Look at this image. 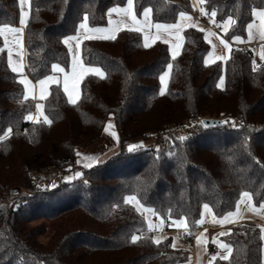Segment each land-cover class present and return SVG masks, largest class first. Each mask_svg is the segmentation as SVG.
<instances>
[{
  "label": "trees",
  "instance_id": "16d2710c",
  "mask_svg": "<svg viewBox=\"0 0 264 264\" xmlns=\"http://www.w3.org/2000/svg\"><path fill=\"white\" fill-rule=\"evenodd\" d=\"M126 3L29 0L27 76L38 81L53 72V64L68 70L64 40L76 34L84 16L90 27H104L108 10ZM196 7L208 17L215 11V22L231 16L224 33L231 39L246 36L253 10H264V0H133L137 17L148 8L152 21L164 24ZM19 21V0H0V26ZM182 33L175 57L163 41L145 46L132 28L119 29L115 39H83L82 61L103 75H85L75 103L60 83L51 84L43 100L51 123L26 119L35 100L9 66L0 36V264H181L187 252L171 248L170 238L157 244L135 202L166 223L184 218L191 232L201 228L205 204L222 217L244 192L255 205L264 203V43L258 57L233 47L226 60L206 63L203 32L188 25ZM109 117L118 150L91 168L77 165V153L99 140ZM203 118L220 122L205 126ZM51 169L81 175L41 187L36 175ZM130 196L136 199L126 201ZM133 235L139 237L135 243ZM262 237L253 221L229 225L220 238L230 255L212 264H264Z\"/></svg>",
  "mask_w": 264,
  "mask_h": 264
},
{
  "label": "crops",
  "instance_id": "0c3cea01",
  "mask_svg": "<svg viewBox=\"0 0 264 264\" xmlns=\"http://www.w3.org/2000/svg\"><path fill=\"white\" fill-rule=\"evenodd\" d=\"M114 8L120 9V11H116V12L111 11ZM126 8H127V3L124 6L111 7L107 12L108 21L104 27H90L88 25L89 28L93 30L97 28L101 29V31L99 32L94 31L90 33L89 35L91 36V38L110 37L113 36L121 28H132L141 32L142 40L144 44L150 45L157 40L165 42L168 45L171 56H173L172 49L177 44L180 45L177 54L181 50V46L183 42V33H182L183 29L188 25H193L203 32L204 38L209 44V50L205 56V62L207 61V63L226 60L229 57L231 49L233 47H246L253 52L255 57H258L260 52V46L264 43V38L261 37L260 19L257 15H254V10L256 12H259L263 10L261 8H256L253 10L254 17L248 23V24H252L253 28L249 30L247 24L246 36L245 37L239 36L240 37L239 41L235 40L236 36H233L231 39H227L225 37L224 33L229 26L228 25L227 28H225V24L227 23V20H225L224 22H215L212 17L206 16V21L203 22L195 21L193 20L190 12H184L185 15L183 18L179 15L177 20L171 24V25H182L180 27L179 32L177 33L175 29H172L170 32H167L163 29L161 30L156 29L155 27L156 24H164V23L153 22L151 19L150 10L147 19L151 26H148L145 25L144 23L145 20L144 11L141 13L140 17H137L134 13L133 7L131 9L130 14H126L124 12V9ZM25 12L29 14V8L27 11L25 10ZM132 16L136 17V23L132 21L131 19ZM27 18L28 15L25 17V23L27 21ZM211 22H215L220 27L221 30L215 31L214 29H212L209 26V23ZM164 25H168V24H164ZM0 28L4 29L3 33L0 34V36L2 37L4 46L7 50L8 63H9V55H11V64L9 63V66L11 67V69L15 66H19L20 70L17 73L21 74V79H26L28 81L27 87L24 85L26 94L31 96L35 100L33 113H30L31 116L35 114L44 116L43 100L49 94V87L51 84L60 83L63 91L67 96V99L70 101L69 95L71 94L73 99H75L76 101L80 96V88L78 85H80L82 78L89 73L97 74L96 72L87 71L88 69H93V67L86 65L80 57V43L83 39H85L83 36H81L79 42L70 41L68 44H66L71 56V62L68 70H64L59 66V68L63 69V71L53 70V72L47 75L46 77L38 81H32L25 72L26 71L25 49H24V40H23L24 25H21L19 22V24L13 26L1 25ZM9 28H17V29H21V31L13 33L8 31ZM76 35H78V29L76 34L72 36H76ZM178 36L180 37L179 39ZM15 37L17 38L19 37L18 39L20 43H17L15 47L11 48V46L13 45L12 42L14 41ZM145 37H148L147 41L145 40ZM221 41L226 42L229 45V47L225 48L224 44H222ZM77 43H78V47H77ZM210 53L211 55H209ZM220 56H224L226 57V59H218L217 57ZM74 63L78 65V67H76L75 70L73 67ZM81 68L85 70L82 73L80 71ZM94 68H98V67H94ZM48 77H54V79L48 80L47 79ZM42 80H46L47 82L42 85L40 83V81ZM108 135H109V131L105 124L99 140L91 144L86 151L77 153V157H76L77 165L85 167L86 164L93 163L92 164L93 166L99 162V161L95 162L97 159L106 160L111 153L113 154L114 152H116L119 148L118 135H117V139L114 138L110 139L111 136L109 137ZM135 204L137 208L141 210V212H143L144 215L146 214V212H149L150 222L148 223L147 219L145 218L147 223V232L154 241H156L157 239L162 241L166 238H170L171 248L182 252L183 251L187 252L188 261L181 264H212L214 261L213 257L214 255L217 254V247H216V253L214 255L207 254V244L212 243L211 238L216 235L220 236L221 233L225 231L229 225L239 223L242 221H253L262 227L263 237H262L261 256L262 259L264 260V207H262L264 203L255 205L251 201V198L250 200H243L242 198H240L235 209L232 212L227 213L222 217H217L212 222L213 223L212 225H208L206 221H203V223L201 224V228L196 232H192L194 236V245L191 251L185 246V244L177 237L175 233V227L188 229L184 218L174 220V226L169 227L167 223L164 222L163 220L162 223H160L161 218L156 217L150 210L142 207V205H140L137 202H135ZM215 258H217V256H215Z\"/></svg>",
  "mask_w": 264,
  "mask_h": 264
},
{
  "label": "snow or ice",
  "instance_id": "6c2138e0",
  "mask_svg": "<svg viewBox=\"0 0 264 264\" xmlns=\"http://www.w3.org/2000/svg\"><path fill=\"white\" fill-rule=\"evenodd\" d=\"M26 2H27V0H19V3H20L21 5H24ZM132 7H133V0H127V8L124 9V12H125L126 14H130V13H131V9H132ZM111 11L116 12V11H120V9L114 8V9H112ZM202 11H203V10H202ZM148 14H149V9H145V10H144V16H145L144 23H145V25L151 26L150 23H149V21H148V19H147V18H148ZM27 15H28L27 12L21 11V14H20V21H19L21 25H24V24H25V17H26ZM184 15H185V14H184L183 12L180 13V16H181L182 18L184 17ZM211 15H212V17H215V16H216V12L213 11ZM254 15H257V16L259 17V19H260L261 37L264 38V10L259 11V12H256V11L254 10ZM131 19H132V21H133L134 23H136V17H135V16H132ZM232 23H233V21H232V17L229 16L228 19H227V23L225 24V28H227V26L230 25V24H232ZM181 26H182V25H171V24H168V25H164V24H156V25H155V27H156L157 30H161V29H163V30H165V31H167V32H170L172 29H175L177 33L179 32ZM248 28H249V30H251V29L253 28V25H252V24H248ZM3 31H4V29L0 28V34H2ZM8 31L15 33V32H19V31H21V29H17V28H9ZM94 31H95V32H99V31H101V29H99V28L94 29V30H93V29H90L89 26H88V16L85 15L83 21L79 24L78 35H76V36H69V37H66L65 40H64V43H65V44H68L70 41H77V42H79L81 36H83L84 38H91V36H90L89 34L92 33V32H94ZM110 38H111V39H115V36L113 35V36H111ZM179 38H180V37L178 36V39H179ZM250 38H251V37H250ZM147 39H148V37H145V40H146V41H147ZM235 40L239 41V40H240V37H239V36H236V37H235ZM221 43L224 44V47H225V48H228V47H229V45H228L226 42L221 41ZM145 46H147V44H145ZM77 47H78V43H77ZM179 47H180V45L177 44V45L172 49V55H173V57L176 56ZM209 55H211V53H210ZM261 57L264 58V51L261 52ZM217 58H218V59H226V57H224V56H220V57H217ZM9 63L11 64V55H9ZM206 63H207V61H206ZM73 67H74V70H75L76 67H78V65H77L76 63H74V66H73ZM171 67H172V65L169 64V65H168V68L170 69ZM52 68H53V70H56V71H63V69H60V68H59V65H57V64H53V65H52ZM12 70H13L14 72H18V71L20 70V68H19V66H15V67L12 68ZM80 71H81V73H82V72L85 71V70H84L83 68H81ZM87 71L96 72L97 74H99V75H101V76L103 75V73L100 72V70H99L98 68L88 69ZM167 76H168V72H165L163 75L160 76V81H161L162 84L165 82ZM47 79H48V80H52V79H54V77H48ZM46 82H47L46 80H42V81H40V83H41L42 85L45 84ZM20 83L24 84V85L27 87L28 81H27L26 79H21V80H20ZM222 83H223V78H221V85H222ZM42 91H43V90H42ZM161 93L163 94V89H161ZM69 99H70V101H71L72 103H75V102H76L75 99H73V97H72L71 94L69 95ZM38 107H39V106H38ZM26 119H27V120H32V116L29 115V116L26 117ZM44 120H45L46 123H51V121L48 120L47 116L44 117ZM201 123H203V124H205V125L207 126V124H208L209 122H204V121H202ZM224 123H228V121H224ZM110 126H111V125H110ZM5 135H7V133H5ZM112 135L115 136V133H112ZM3 138H4L3 136H0V140H2ZM180 139L183 140V139H185V138H184V137H180ZM89 159H90V158H89ZM85 167H89V168H91V167H92V163H88V164H86ZM80 175H81V173H79V172L76 173V176H80ZM68 179H71V177L68 178ZM241 198H242L243 200H250V194H249L248 192H244V193H242ZM135 199H136L135 197H131V196H130V197H127V198H126V201H133V200H135ZM137 203H138V202H137ZM262 207H264V205H262ZM204 209L210 211V209L208 208V205H207V204L204 205ZM138 210H139V209H138ZM150 227H151V225H150ZM138 239H139V237L136 236V235H133V236L131 237V240H132L133 243H135ZM155 242H156L157 244H159V243H160V240L157 239ZM221 247L224 248L225 250H227V252H229V253L231 252V248H230L229 245H227V244H221ZM213 259H215V257H213ZM222 259H225V260H226V259H228V256L225 255V256L222 257Z\"/></svg>",
  "mask_w": 264,
  "mask_h": 264
},
{
  "label": "rangeland",
  "instance_id": "374dc122",
  "mask_svg": "<svg viewBox=\"0 0 264 264\" xmlns=\"http://www.w3.org/2000/svg\"><path fill=\"white\" fill-rule=\"evenodd\" d=\"M195 2V1H194ZM28 4H29V0H27V2L24 4V5H21L20 3H19V10H20V14H21V11H24L25 12V10L27 11L28 10V8H29V6H28ZM107 27V26H106ZM107 29V28H106ZM19 38V37H18ZM17 37H15V39H14V41L12 42L13 43V45L11 46V48H13V47H15L16 46V44L17 43H20V41H19V39H18ZM15 54H16V52H15ZM88 66H90V65H88ZM93 68L94 67H96V66H92ZM165 72H168V70H166ZM164 72V73H165ZM163 73V74H164ZM162 74V75H163ZM167 79H168V76L166 77V80H165V82L162 84L161 83V89H165V87H166V83H167ZM79 86V85H78ZM111 125V126H110ZM106 126H107V129H108V131H109V137H110V139L111 138H114V139H117V133H116V130H115V128H114V125H113V121H112V117L111 118H108V120H107V123H106ZM186 131V127H183V128H181V130H179V133H184ZM112 133H115V136L114 135H112ZM148 140V142L150 141V142H154V140L156 139V137H154V136H149L148 138H147ZM140 144L142 143L141 141L139 142ZM138 143V144H139ZM134 143H132V144H130L131 146L133 145ZM87 149H84V150H82V151H79V152H83V151H86ZM78 152V153H79ZM112 154V153H111ZM110 154V155H111ZM105 159H97L95 162H98V163H100V162H102V161H104ZM97 163V164H98ZM76 164H77V162H76ZM93 164V163H92ZM75 175L76 174H74L70 169H65V170H63V171H61V170H58V169H51V170H45V171H43V172H41V173H39V174H37L36 175V181H37V183L41 186V187H47V188H50V187H53V186H55L59 181H68V180H70V179H68V178H70L71 177V179L72 178H74L75 177ZM4 197V199H5V201H6V203L8 204V202H10V197L9 196H7V195H4L3 196ZM209 208V207H208ZM210 209V208H209ZM144 217L147 219V222L149 223L150 222V220H149V218H150V214H149V212H146V214L144 215ZM217 217H215L214 215H213V213L211 212V210L210 211H208V210H205L204 209V206H203V208H202V212H201V217H200V220H199V224L201 225L202 223H203V221H206V223L208 224V225H212L213 223V221L216 219ZM145 219V220H146ZM160 223H162V219H160ZM40 240H42V241H45V237L44 236H41L40 237ZM211 242L213 243V244H215L216 245V247H217V254L216 255H214V257L215 256H217V258H222L223 256H225V255H227V256H229L230 255V253L229 252H227V250H225L224 248H222L221 247V244H227L225 241H223L221 238H220V236L219 235H216V236H213L212 238H211ZM228 245V244H227Z\"/></svg>",
  "mask_w": 264,
  "mask_h": 264
},
{
  "label": "built area",
  "instance_id": "2783aa9c",
  "mask_svg": "<svg viewBox=\"0 0 264 264\" xmlns=\"http://www.w3.org/2000/svg\"><path fill=\"white\" fill-rule=\"evenodd\" d=\"M192 18L195 21H206V14H204L203 12H201L197 7L196 10L191 12ZM209 26L214 29L215 31H220V27L215 23V22H211L209 23ZM33 113V112H32ZM30 121H34V122H41V123H46L44 120V116L39 115V114H35L32 116V120ZM200 121V120H199ZM27 127H24L23 130H26ZM151 148L154 149V146H151ZM167 225L169 227H173L174 226V221L173 220H169L167 221ZM175 233L177 235V237L185 244V246L191 251L194 245V236L192 234V232L188 229H182V228H177L175 227ZM216 253V245L213 243H209L207 244V254L208 255H214Z\"/></svg>",
  "mask_w": 264,
  "mask_h": 264
},
{
  "label": "water",
  "instance_id": "95a60500",
  "mask_svg": "<svg viewBox=\"0 0 264 264\" xmlns=\"http://www.w3.org/2000/svg\"><path fill=\"white\" fill-rule=\"evenodd\" d=\"M202 121H204V122H209V123L207 124V126H209V125H213V124H216V123H219V122H220L219 119H214V118H203ZM204 125H205V124H204ZM205 126H206V125H205Z\"/></svg>",
  "mask_w": 264,
  "mask_h": 264
}]
</instances>
